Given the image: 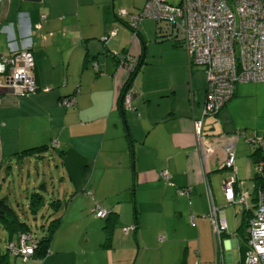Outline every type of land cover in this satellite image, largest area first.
Wrapping results in <instances>:
<instances>
[{"label":"crops","instance_id":"crops-1","mask_svg":"<svg viewBox=\"0 0 264 264\" xmlns=\"http://www.w3.org/2000/svg\"><path fill=\"white\" fill-rule=\"evenodd\" d=\"M145 2L132 0L131 7L117 8L115 0H0V33L9 39L0 57L12 48H31L37 85L26 97L0 95V174L6 158L21 162L24 158L15 154L50 146L69 173L88 176L81 188L85 209L91 208L95 216L97 207L112 211L118 223L110 241L105 234L102 249L92 251L93 257L84 251L80 264H242L258 188L256 147L248 139L264 135V82L238 84L219 114L204 120V150L217 147L207 158L204 175L194 120L201 118L206 99L205 70L191 65L172 40H158L157 29L144 20L139 36L132 38L119 10L137 13ZM113 29L117 35L110 38ZM153 39L160 53L149 52ZM127 54H143V64L133 77L131 108L122 115L118 98L129 74L118 68L114 57ZM72 95L74 106L60 105ZM236 133L245 136L236 143L233 168L225 169L223 144ZM163 170L171 175V184L160 177ZM205 176L216 207L224 210L226 231L220 240L206 216ZM231 176L235 195L243 202L229 204L225 199L223 181ZM101 182L110 191L104 196L97 195ZM184 188L189 192L181 195L178 191ZM129 190L133 215L127 203L118 201L121 195L126 202ZM67 206L68 214L71 204ZM133 225L135 232L124 235L123 228ZM54 243L52 239L42 262L32 258L24 263L79 264L71 263L63 249L53 252Z\"/></svg>","mask_w":264,"mask_h":264},{"label":"built area","instance_id":"built-area-1","mask_svg":"<svg viewBox=\"0 0 264 264\" xmlns=\"http://www.w3.org/2000/svg\"><path fill=\"white\" fill-rule=\"evenodd\" d=\"M119 15L127 17L131 25L132 38L138 36L141 22L148 18L157 22L164 31L184 48L190 64L203 67L206 73V99L201 118L194 120L199 150L204 164V175H207V158L216 148L209 152L202 144V127L204 120L216 116L234 96L236 86L242 83L264 82V0H180L172 4L169 0H146L144 7L137 13L119 10ZM117 35L113 29L109 37ZM107 37L103 38L106 41ZM0 74L6 75L0 80V88H10L18 97H26L37 91L33 73L31 48L11 49L2 57ZM139 63L138 57L127 54L120 57L119 69L131 75ZM97 70V63L93 62ZM133 99V81L128 78L123 96L125 109L131 108ZM76 104L75 95L61 99L60 105L71 107ZM244 133H236L223 148L226 157L225 169L234 165L235 146ZM248 141L257 148H264V135L256 133ZM56 141L52 142L55 145ZM256 173L263 174L264 161L255 163ZM160 177L171 184V175L167 170L160 172ZM206 194L209 201V212L206 215L212 223L216 240H220L226 231L224 210L214 203L212 190L207 176L204 178ZM235 178L231 176L223 181L226 201L231 204L243 202L234 191ZM181 195L188 194L189 188L180 189ZM98 218H105L107 211L101 207L95 209ZM136 226L123 228L124 235L135 232ZM248 240L243 264H264V185L256 189V210L248 220ZM19 244L9 243L8 254L26 262L34 256L38 243L32 233H20Z\"/></svg>","mask_w":264,"mask_h":264},{"label":"rangeland","instance_id":"rangeland-1","mask_svg":"<svg viewBox=\"0 0 264 264\" xmlns=\"http://www.w3.org/2000/svg\"><path fill=\"white\" fill-rule=\"evenodd\" d=\"M138 1L140 2L141 0ZM179 1L180 0H169L172 4H178ZM115 2L117 8L132 6V0H115ZM144 21L156 31L158 24L155 20L146 18ZM8 40L7 33H0L1 54H5ZM153 40V43L149 46V52L151 54L160 53L161 47L159 44L157 45L155 39ZM173 42H175L174 39ZM182 49L187 54L186 50L184 48ZM164 57L169 56L164 54ZM2 65L4 64L2 57H0V66ZM91 67L93 68V62H91ZM195 67L199 68L197 66ZM5 76L6 75L0 74V80H4ZM262 150V152H264V148ZM9 167H11V169H9ZM69 170L71 169L63 165L62 158L55 150L54 153L47 154L41 159H37L36 157H24V160L19 162L17 159L15 160V158H6L2 162L0 174V197H5L7 204L18 213L22 221L28 222L35 232L41 231L40 225H49V221L60 218L62 220L61 228L58 229L54 235L53 239L55 243L51 245V249L53 252H56V249H63L68 252L71 263L76 261L80 264L84 260V257L81 256L84 251L87 252V257H90L92 256V251H99L102 249L101 245L105 243V233L102 230L105 221L102 218H97L91 208L85 209L86 202L81 196L84 191H82L81 188L88 176L84 173H80V171L79 173L74 171L69 173ZM5 176V180H3ZM71 176L73 177L72 181H70ZM41 185L43 186L41 187ZM34 191L42 195V200L37 208L38 211L35 214L29 207L31 196ZM109 192L106 182L98 183V196H104V194H108ZM126 194V202H124V200L121 201L122 197L120 195V199L118 200L119 204L126 205L127 203V211L129 214L131 213L133 215L132 204L129 202L131 191H127ZM54 198L60 199L62 204L56 211L50 204ZM106 200L107 199L104 201ZM69 204H71V206L67 214L66 208ZM81 210H83L82 212L84 213L80 212ZM117 231L119 232L120 229ZM18 238L19 236L16 235L13 237L12 241L9 242V232L0 226V259L3 255L8 253L9 243L19 244ZM128 238L133 240L132 236ZM8 259L14 264H25L20 258L10 257ZM42 260L43 259H40V262H42ZM102 261L103 258H101L100 262Z\"/></svg>","mask_w":264,"mask_h":264},{"label":"trees","instance_id":"trees-1","mask_svg":"<svg viewBox=\"0 0 264 264\" xmlns=\"http://www.w3.org/2000/svg\"><path fill=\"white\" fill-rule=\"evenodd\" d=\"M118 16L120 18H122L124 20V23L127 24L129 26V28L131 29V25L128 21V18L122 17L119 14H118ZM160 28L161 27H159V26L157 27V38L160 40H172L173 41L172 36L168 35L164 31H160ZM138 36H139V32H138ZM174 43H175V45L181 47L177 41H175ZM120 57H123V56H120ZM120 57L119 58L114 57V59H116L117 63L120 60ZM142 57H143V54H141V56L138 57V60H139L138 66H137L136 70L131 75H129V79H131V81H133V77L136 75V73L139 71V69L141 68V66L143 64V58ZM126 85H127V82L124 85V87L120 93V96L118 98V104H117V109L119 110V112L122 115H124V113H125V107L123 105V96H124V92L126 90ZM226 105H227V103H226ZM49 151L52 152V148L50 146H40V147L31 148V149L21 151L15 155L19 159L24 158V157H28V156L36 157L37 159H41L45 156V153H47ZM49 154H50V152H49ZM254 157H255V163H257L260 160L264 161V157L262 156V149L261 148L256 147V151L254 152ZM255 180L257 181V187L263 186L264 185V172H263V174H257L256 173ZM41 200H42V195L39 192L34 191L32 196H31V201H30V205H29L31 211L34 214L38 211L37 208H38ZM59 203H60V201L54 198L50 204L54 207V209L56 211L60 207ZM0 210L3 212V216H0V224H1L0 226L5 228L9 232V242L12 241L14 236H16L20 233H23V232L32 233L35 235V241L38 243V248L35 250L34 256L32 258L45 259L50 252V244H51V241L53 239V236L55 235L58 228L60 227L62 220L60 218H56L54 220H51V221H49L50 222L49 225L42 224V225H40L41 231L35 232L31 228L29 223L26 221H22L20 219L18 213L9 204H7V200L5 197L4 198L0 197ZM103 219L105 220V224H104L103 229H104L105 234H106V242H108V241H110L111 231L117 225L118 219L116 218V216L114 215V213L112 211H110V212L107 211V215ZM37 228H39V227H37ZM244 253H245V251H244ZM244 253H243V258H244ZM8 258H10L8 253L6 255H3L0 259V264L1 263L2 264H12L10 259H8Z\"/></svg>","mask_w":264,"mask_h":264},{"label":"water","instance_id":"water-1","mask_svg":"<svg viewBox=\"0 0 264 264\" xmlns=\"http://www.w3.org/2000/svg\"><path fill=\"white\" fill-rule=\"evenodd\" d=\"M6 93H14V92L10 88H0V95L6 94ZM0 216H3V212L1 210H0Z\"/></svg>","mask_w":264,"mask_h":264}]
</instances>
